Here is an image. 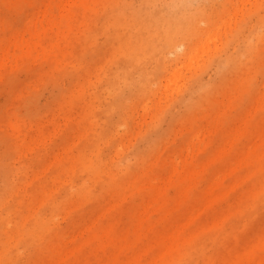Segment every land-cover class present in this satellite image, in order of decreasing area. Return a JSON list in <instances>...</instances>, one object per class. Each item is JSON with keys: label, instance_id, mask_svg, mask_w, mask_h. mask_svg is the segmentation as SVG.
<instances>
[{"label": "rangeland", "instance_id": "obj_1", "mask_svg": "<svg viewBox=\"0 0 264 264\" xmlns=\"http://www.w3.org/2000/svg\"><path fill=\"white\" fill-rule=\"evenodd\" d=\"M0 264H264V0H0Z\"/></svg>", "mask_w": 264, "mask_h": 264}]
</instances>
